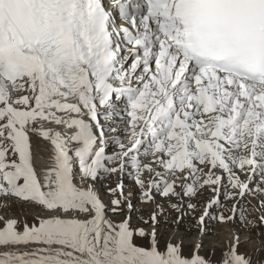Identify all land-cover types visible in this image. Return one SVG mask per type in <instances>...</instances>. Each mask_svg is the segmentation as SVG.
I'll return each instance as SVG.
<instances>
[{
	"label": "snow or ice",
	"instance_id": "snow-or-ice-1",
	"mask_svg": "<svg viewBox=\"0 0 264 264\" xmlns=\"http://www.w3.org/2000/svg\"><path fill=\"white\" fill-rule=\"evenodd\" d=\"M31 134L51 145L43 179ZM117 172L144 203L209 186L264 208V0H0V212L16 201L50 213L0 215V264H211L199 244L191 258L161 251L157 213L151 232L108 216L94 183ZM123 187L108 189L113 213ZM245 211L233 205L242 223ZM238 244L221 264H251Z\"/></svg>",
	"mask_w": 264,
	"mask_h": 264
},
{
	"label": "rangeland",
	"instance_id": "rangeland-1",
	"mask_svg": "<svg viewBox=\"0 0 264 264\" xmlns=\"http://www.w3.org/2000/svg\"><path fill=\"white\" fill-rule=\"evenodd\" d=\"M123 107V105H121ZM102 124H107L105 120H101ZM122 126V125H121ZM121 139L124 138V133H118ZM106 137L111 140L115 133H111L105 129ZM34 136V135H33ZM31 136V137H33ZM32 146V145H31ZM120 149L114 144L106 145V154L111 155L119 152ZM151 158L144 160L150 161ZM109 167H116V164H110ZM208 171L207 168L204 169ZM241 180H245L246 176L239 173ZM147 176V174H145ZM205 177L201 175V180ZM123 182V193L127 198L122 201L119 210L116 213L110 211L113 207L111 200L113 196L108 192V189L115 188L120 182ZM181 184L188 183L181 181ZM227 185L226 178L223 181ZM87 182L85 183L86 186ZM95 190L99 194L101 200L106 206V213L108 216L116 220H122L125 217H131V224L134 227L144 228L145 231L151 232L153 225L151 216L157 213V223L155 224L156 239L161 251L164 250L168 242L179 244L181 246V255L186 258H191L199 244V255L206 260L211 261V264H221L223 254L227 252L235 243V238L239 237V244L237 253L244 255L251 260V264H264V224L260 223V217L264 215V208L258 205L259 197L246 195L243 199L238 196L235 199H226L224 196V188H221L219 195L212 190V187L206 186L200 188L195 196H184L183 188L177 186L175 191L181 193L180 196L162 197L158 194L153 195L152 202L144 203L142 201V190L135 184L134 179L129 175L117 173L102 174L101 177L94 183ZM228 192L234 190L227 188ZM119 194L117 193V196ZM218 198L219 205H214L208 209L209 215L205 217L204 231H201V224L199 218L203 215L205 207L212 199ZM131 203V210L128 209L127 204ZM191 203L195 205L194 208H188L187 205ZM177 205L179 210L174 209L171 205ZM236 204L238 208L245 209L246 220L244 223L240 221L238 212L234 215L232 212L233 205ZM254 207V208H253ZM46 213V214H45ZM0 215L6 217H13L19 221L27 222L29 225L36 222L37 217L48 218L50 213L44 211L38 206L19 203L13 201L11 207L6 212H0ZM223 215L225 217L234 216L231 220H226L221 223L218 219L213 217ZM148 223L145 224L144 221ZM247 220L253 221V224H248ZM225 226H228L230 233L226 232ZM229 233V234H228ZM235 235L233 238L232 236ZM137 243H142L145 246L148 244L147 238L141 240L137 239ZM3 249H0L2 251Z\"/></svg>",
	"mask_w": 264,
	"mask_h": 264
},
{
	"label": "bare ground",
	"instance_id": "bare-ground-1",
	"mask_svg": "<svg viewBox=\"0 0 264 264\" xmlns=\"http://www.w3.org/2000/svg\"><path fill=\"white\" fill-rule=\"evenodd\" d=\"M46 127H57V126L46 125ZM58 130H61L62 132L64 131L63 129H58ZM31 136H33L31 137L32 164L37 172L38 177L40 179H43L44 169H46L50 165V157L52 155L51 145L48 141L42 140L35 134H31ZM144 163H148V161H145ZM47 217H49V215H47ZM224 229H226V232L229 233L231 231L229 230L228 226H225ZM234 236L235 235H233L232 238Z\"/></svg>",
	"mask_w": 264,
	"mask_h": 264
}]
</instances>
